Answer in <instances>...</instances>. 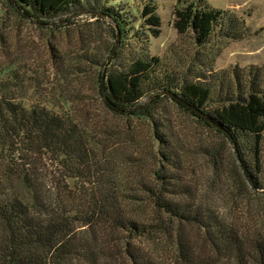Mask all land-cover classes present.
Listing matches in <instances>:
<instances>
[{
  "label": "trees",
  "instance_id": "obj_1",
  "mask_svg": "<svg viewBox=\"0 0 264 264\" xmlns=\"http://www.w3.org/2000/svg\"><path fill=\"white\" fill-rule=\"evenodd\" d=\"M83 2L4 0L16 19L39 26L75 24L69 17ZM114 2L123 0H99L87 12L98 18L94 25L108 23L114 37H125L126 18L112 11ZM142 18L158 37L157 8L146 5ZM175 28L206 45L217 34L241 41L249 26L205 0H180ZM92 38L90 61L105 66ZM94 85L108 113L127 119L126 132L101 127L80 93L69 99L36 87L26 105L10 80L0 82V264H264L261 230L232 216L254 199L252 218H264V67L189 81L141 54L123 69L102 71ZM161 91L205 114L220 128L171 98L220 141L188 149L160 110L170 98ZM136 121L151 132L146 142L135 134Z\"/></svg>",
  "mask_w": 264,
  "mask_h": 264
},
{
  "label": "rangeland",
  "instance_id": "obj_2",
  "mask_svg": "<svg viewBox=\"0 0 264 264\" xmlns=\"http://www.w3.org/2000/svg\"><path fill=\"white\" fill-rule=\"evenodd\" d=\"M83 1L69 17L75 24L69 26L66 22H60L58 25L39 26L16 19L10 14L4 0H0V82L10 80L17 89L15 96L24 97L26 105L31 101V97L35 99L33 95L36 87L46 94H65L69 99L80 93V100L87 101L82 108L89 111L101 127L124 133L128 130L127 119L108 113L95 90L94 82L104 69L105 72L107 68L123 69L135 56L141 54L159 57L163 68L170 67L180 77L189 81L197 80V76L208 78L213 73L234 68L264 67V0H205L216 9L234 13L249 26L241 41L217 34L206 45L197 44L194 33L180 35L176 30L175 10L180 0H123L122 4L114 2L108 6L115 13L118 10L124 13L121 17L126 18L127 33L125 37L120 34V45L107 67L90 61L91 54L88 52L93 46L88 47V38L93 36L90 43L96 44L105 63L116 47L117 38L110 32L108 23L94 25L98 18L87 12L94 8L99 0ZM148 4L154 5L161 17V33L158 37L148 32L142 18V11ZM123 5L127 8L124 9ZM65 19L66 17L63 20ZM107 21L115 24L113 20ZM65 24L66 26H63ZM29 78L31 80L28 81ZM150 100L145 97L142 103L148 104ZM160 110L170 120L173 132L183 139L187 148L193 152L199 144L220 141L214 131L180 109L171 98L161 102ZM132 124L139 139L145 142L150 139L151 132L145 122L136 121ZM230 161L229 156H224L225 164ZM197 162V168L201 169L200 175L203 174V179H206L208 176L202 168L204 161L199 157ZM199 179H202V176ZM216 196L217 201L222 203L221 194ZM245 201L242 206L245 207L244 213H241L242 207L235 204L236 214L232 216L242 214L243 222L247 226L256 225L264 235V218L261 221L254 220L250 212L253 208L255 216L259 213V201L251 199L248 204H245Z\"/></svg>",
  "mask_w": 264,
  "mask_h": 264
},
{
  "label": "water",
  "instance_id": "obj_3",
  "mask_svg": "<svg viewBox=\"0 0 264 264\" xmlns=\"http://www.w3.org/2000/svg\"><path fill=\"white\" fill-rule=\"evenodd\" d=\"M120 41H121V38H120V32H117V43H116V47L114 48V50H113V52H112L110 58L108 59V61H107L106 65H105V67H107V66L110 64L111 60H112L113 57L115 56V54H116V52H117V49H118V47H119V45H120ZM104 72H105V69H104ZM104 74H105V73H104ZM104 79H105V77H103V80H104ZM160 94H161L162 96L167 95V96H169L170 98L176 100L177 102L182 103L183 105H186L187 107H189L190 109H192L193 111H195L197 114L202 115V116H203L205 119H207L209 122L213 123V125H216V124H215L214 122H212V120H210L205 114H203L201 111L197 110L196 108H194L193 106H191L190 104H188L186 101H184V100H183L180 96H178L177 94H175V93H173V92H171V91H161ZM216 126H217V125H216ZM217 127L220 128L219 126H217ZM234 151H235L236 154H237V160H238V162L241 164V157H240V155H239V153H238V148H237L236 144H234ZM241 167H242L243 171H245L243 164H241ZM259 192H264V191H259Z\"/></svg>",
  "mask_w": 264,
  "mask_h": 264
}]
</instances>
